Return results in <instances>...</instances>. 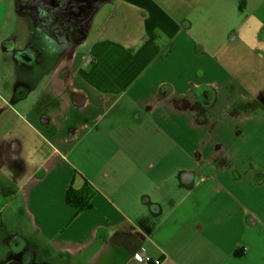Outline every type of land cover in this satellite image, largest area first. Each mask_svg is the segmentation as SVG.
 I'll return each instance as SVG.
<instances>
[{
    "label": "crops",
    "instance_id": "0c3cea01",
    "mask_svg": "<svg viewBox=\"0 0 264 264\" xmlns=\"http://www.w3.org/2000/svg\"><path fill=\"white\" fill-rule=\"evenodd\" d=\"M249 1L102 0L53 61L7 30L14 11L40 31L32 0H0V230L25 218L26 264H153L139 249L264 264V86L239 70L264 65ZM71 183L88 209L66 203Z\"/></svg>",
    "mask_w": 264,
    "mask_h": 264
},
{
    "label": "flooded vegetation",
    "instance_id": "af4514ba",
    "mask_svg": "<svg viewBox=\"0 0 264 264\" xmlns=\"http://www.w3.org/2000/svg\"><path fill=\"white\" fill-rule=\"evenodd\" d=\"M102 0H32L31 10L36 16L40 45L46 56L56 61L65 51L68 54L86 34L91 17ZM16 54V53H15ZM23 60L32 56L26 51L16 54ZM49 57V56H48ZM65 73V69L62 70Z\"/></svg>",
    "mask_w": 264,
    "mask_h": 264
},
{
    "label": "rangeland",
    "instance_id": "374dc122",
    "mask_svg": "<svg viewBox=\"0 0 264 264\" xmlns=\"http://www.w3.org/2000/svg\"><path fill=\"white\" fill-rule=\"evenodd\" d=\"M253 2L260 3L259 15L262 21V28L264 30V0H250L247 4V9L251 8ZM18 26L19 25L17 24L16 14L14 11H12L7 21V30L13 31L15 29L17 33L16 35L20 39L22 46H25L26 43L32 42L31 44L34 48H37L38 54H42V52L44 53V49L42 48V45H40L42 34H40V32L38 31L35 32L33 28H26L25 25H20L19 27ZM30 26L33 27L32 25ZM17 28H20V30H18ZM257 51L260 52L264 57V40L262 42V46H260ZM239 70L240 75L243 78H246L247 80L256 78V81L259 78L260 84L264 86V65L260 66L257 63L247 62L244 64V66L240 67ZM6 214L8 217L7 221L0 230V251L2 255L6 257L7 261L13 257H16L22 262V264H26L28 261L26 257L28 255H18L17 248L14 247L13 244H17L18 242H20L19 238L15 236L17 233L27 236L31 234V228L26 224L25 218L22 215L18 214V212H14L11 215L8 212ZM59 262V259L53 258V260H48L46 263L58 264Z\"/></svg>",
    "mask_w": 264,
    "mask_h": 264
},
{
    "label": "trees",
    "instance_id": "16d2710c",
    "mask_svg": "<svg viewBox=\"0 0 264 264\" xmlns=\"http://www.w3.org/2000/svg\"><path fill=\"white\" fill-rule=\"evenodd\" d=\"M91 191L88 187L75 189L72 183L66 190L65 201L68 205L74 207L77 212L88 209L90 204Z\"/></svg>",
    "mask_w": 264,
    "mask_h": 264
},
{
    "label": "built area",
    "instance_id": "2783aa9c",
    "mask_svg": "<svg viewBox=\"0 0 264 264\" xmlns=\"http://www.w3.org/2000/svg\"><path fill=\"white\" fill-rule=\"evenodd\" d=\"M134 259L140 262H148L153 264H161L162 260L160 259H153L150 255H148L143 249H139L134 252L133 255Z\"/></svg>",
    "mask_w": 264,
    "mask_h": 264
}]
</instances>
